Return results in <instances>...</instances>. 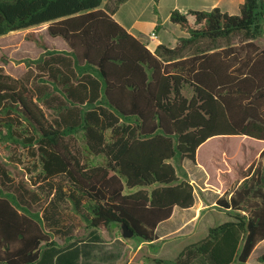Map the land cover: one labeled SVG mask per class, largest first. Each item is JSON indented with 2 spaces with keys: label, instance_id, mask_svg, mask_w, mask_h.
Segmentation results:
<instances>
[{
  "label": "trees",
  "instance_id": "trees-1",
  "mask_svg": "<svg viewBox=\"0 0 264 264\" xmlns=\"http://www.w3.org/2000/svg\"><path fill=\"white\" fill-rule=\"evenodd\" d=\"M125 1L0 0V35L45 24L69 48L42 44L24 78L0 70V144L31 160L29 179L0 158V264H79L81 240L122 222L154 264H249L264 240L263 148L216 201L228 220L173 260L153 251L195 203L184 159L215 136L264 141V0L175 8L187 35L153 51L113 17Z\"/></svg>",
  "mask_w": 264,
  "mask_h": 264
},
{
  "label": "rangeland",
  "instance_id": "rangeland-1",
  "mask_svg": "<svg viewBox=\"0 0 264 264\" xmlns=\"http://www.w3.org/2000/svg\"><path fill=\"white\" fill-rule=\"evenodd\" d=\"M152 1L153 0H131L121 10V14L125 15L127 20H137L139 24L136 27V30L142 32V35L140 36L148 42L150 41L148 35L151 33V22L154 21L157 16L154 11L155 4L152 3ZM239 1L240 0H161L157 5L158 14L163 22L161 35H163L165 42L175 44L174 40L177 38V34L180 32V29L175 28L169 19V14L175 7L177 9L194 8L199 10H210L212 7L218 6L224 12L238 14ZM151 41L149 42V45L153 47L154 43ZM42 44L48 48L64 49L63 40L60 37L54 38L50 36L46 31L45 24L14 30L4 35H0V70L2 69L3 72L13 76L14 78L26 77L29 69L26 61L37 58L44 51ZM207 142L208 143L205 146L197 151L196 164L197 162H200V160L207 158L212 152V149L217 147V144L220 143L226 146L231 157H236L239 160L244 158L241 150V138L238 136L228 139L212 138ZM255 143H259V141ZM19 157L20 160H18ZM0 158L8 163L11 171L19 174L20 177L31 179L27 170V166H31V160L25 157V154L21 153L19 150H10L6 145L0 144ZM237 170L240 169L237 168ZM239 173L240 171L236 176L223 179L228 182L227 187L229 185H236L239 179ZM213 180L214 179L211 178L208 179V184H211ZM208 209L209 211H207V209L204 210V214L201 216L200 222H198L195 234L191 238L183 240L175 237L155 242L153 251L157 253V256L167 260L175 259L186 244L203 238L207 233V227L216 225L228 219L221 208L209 206ZM85 234V232H79V235ZM104 235L108 234L106 233ZM130 239H133L132 241L134 244L136 241H139L137 238L131 237ZM260 243L256 246V248H260L262 246ZM256 252H258V250H256ZM259 257L253 255L251 257V263L260 264L258 260Z\"/></svg>",
  "mask_w": 264,
  "mask_h": 264
},
{
  "label": "crops",
  "instance_id": "crops-1",
  "mask_svg": "<svg viewBox=\"0 0 264 264\" xmlns=\"http://www.w3.org/2000/svg\"><path fill=\"white\" fill-rule=\"evenodd\" d=\"M130 1L131 0H127L120 4L117 11L113 14V17L121 25H123L128 30V32L145 43V45L151 51H153L159 43L174 46L177 43L179 37L187 35V32L182 30L178 25L173 24L175 28L180 29V32L177 34V38L174 40L175 44H172L171 42H165L163 35H161V27L163 26V22L161 21L159 23L156 16L154 21L151 22L150 31H154L157 37L156 39H151L149 37L150 41L152 40L151 42L154 43L153 47H151L149 45L150 41L148 42L144 40L142 36H140L142 35V32L136 30V27L139 24L137 20H127V17L121 14L122 8L126 6ZM160 1L161 0H159V2ZM243 1L244 0L239 1L238 8ZM152 3H154V1H152ZM178 9L182 12H185L188 9L194 8ZM64 49H69L65 42ZM231 137L235 136H215L209 138L208 140L212 138L228 139ZM238 137L241 138V150L244 156V158H241L240 160L236 157H231L229 155V152L227 151L226 146L222 143L217 144V147L212 149L210 155L204 160H200V162H197V164L196 162L194 163L189 159H184L183 165L187 170L191 183L194 187L195 203L192 207L187 209H183L177 206L174 207L170 218L159 223L156 227V234L158 235V239L156 240V242L175 237L184 240L186 238L188 239L194 236L195 230L198 226V222H200L201 216L204 214V210L207 209V211H209V206H216L217 199L223 194L225 188L227 187L228 182L224 181L223 179L236 176L239 171L241 172V170L245 169L253 159L257 158L260 151L264 148V141L255 140L246 136ZM207 141L199 146L197 151L205 146L208 143ZM257 141H259V143H255ZM237 168L240 170H237ZM238 175L240 176V173ZM210 178L214 180L211 184H208V179ZM226 217L229 219L227 215ZM106 233L108 235H104ZM100 237L101 239L99 240H94L93 237L85 238L78 243L80 248L79 264H154L153 262L144 259L134 260V257L143 244L142 241H136V243L134 244L132 241L133 239L123 238L122 235L118 233L117 229L110 232L100 231ZM260 242L259 243L262 246L260 248H254L252 254L248 259L249 264H252L251 257L253 255L259 257L264 253V240ZM259 243L257 245H259ZM256 250H258V252H256Z\"/></svg>",
  "mask_w": 264,
  "mask_h": 264
},
{
  "label": "water",
  "instance_id": "water-1",
  "mask_svg": "<svg viewBox=\"0 0 264 264\" xmlns=\"http://www.w3.org/2000/svg\"><path fill=\"white\" fill-rule=\"evenodd\" d=\"M121 235L123 238H131L133 236V231L130 229L127 223L122 222L121 224Z\"/></svg>",
  "mask_w": 264,
  "mask_h": 264
},
{
  "label": "built area",
  "instance_id": "built-area-1",
  "mask_svg": "<svg viewBox=\"0 0 264 264\" xmlns=\"http://www.w3.org/2000/svg\"><path fill=\"white\" fill-rule=\"evenodd\" d=\"M149 37H150L151 39H156L157 35H156V33H155L154 31H152V32L150 33Z\"/></svg>",
  "mask_w": 264,
  "mask_h": 264
}]
</instances>
